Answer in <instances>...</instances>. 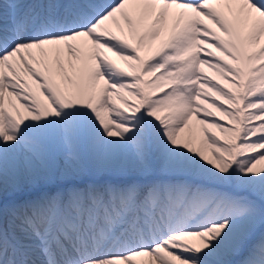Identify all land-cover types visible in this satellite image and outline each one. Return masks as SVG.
Instances as JSON below:
<instances>
[{
  "label": "snow or ice",
  "instance_id": "6c2138e0",
  "mask_svg": "<svg viewBox=\"0 0 264 264\" xmlns=\"http://www.w3.org/2000/svg\"><path fill=\"white\" fill-rule=\"evenodd\" d=\"M0 264H264V0L0 2Z\"/></svg>",
  "mask_w": 264,
  "mask_h": 264
},
{
  "label": "bare ground",
  "instance_id": "6f19581e",
  "mask_svg": "<svg viewBox=\"0 0 264 264\" xmlns=\"http://www.w3.org/2000/svg\"><path fill=\"white\" fill-rule=\"evenodd\" d=\"M205 71H206V73H207L209 76H216V73H215L214 71H211L210 68H207V67H206V68H205ZM216 78L219 79L218 76H216ZM222 83H223V81H222ZM117 103L119 104V103H122V102L119 101V100L117 99ZM211 111H214V109L211 110ZM216 115H217V119H218V118H219V114L217 113ZM212 133H215V134L218 135V136H222V135H223L222 133L219 132L218 129H210V130H209V134H212ZM184 135H186V132L181 134V136H184ZM209 154H210V153H209ZM138 259H139V258H138Z\"/></svg>",
  "mask_w": 264,
  "mask_h": 264
}]
</instances>
